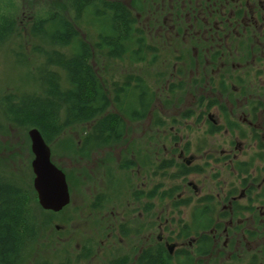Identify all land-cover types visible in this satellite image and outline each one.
Listing matches in <instances>:
<instances>
[{"label": "flooded vegetation", "instance_id": "af4514ba", "mask_svg": "<svg viewBox=\"0 0 264 264\" xmlns=\"http://www.w3.org/2000/svg\"><path fill=\"white\" fill-rule=\"evenodd\" d=\"M109 1L126 6L125 12L130 17L127 37L133 39L127 45L121 43L118 51L113 52L122 55L179 52L174 60L160 62L171 66L166 80V84H170L162 86V93L167 96L183 91L188 93L194 106L188 109L193 114L198 112L199 122L207 123V134L229 130L242 140L250 138L256 142L257 148L252 150L249 158L241 160L229 157L230 152H221V157L230 165L232 179L221 186L216 195L183 199L181 192L175 193V188V195L169 197L167 193L172 191L166 188L167 193L165 190L161 193L164 197L158 198L157 204L154 173L161 171V166L169 162L179 170L184 166L194 169L195 173L201 172V168L189 165L193 156L186 154L187 148L178 149L176 135L171 138L173 142L169 147L164 145L165 141L160 149L158 141L152 142L143 126L141 139L135 140L133 125L143 124L141 121L151 111L143 114L141 120L128 121L133 127L126 144L110 143L90 149L86 148L88 143L84 146L82 139L77 140L76 152L68 148V161L72 165L69 166L86 169L89 175L83 172L76 175L81 174V181L89 186L90 182L100 184L105 192L96 193L95 189H99L96 184L93 185L95 195L89 192L91 198H95L91 204L97 205V210L92 212L99 213L97 216L104 219L98 233L105 237L99 240L97 252L103 250L104 243L109 253L117 251V255L101 264L114 258L120 264H160L161 251L172 257V264H177V258L185 255L188 264H264V0ZM106 2L102 0V6L106 7ZM120 14L119 28L126 39L122 10ZM108 52L111 50L106 49L105 53ZM154 58L150 64L157 62L156 56ZM128 76L122 85L133 82V79H127ZM179 83L184 86L183 90ZM243 104L247 113L240 121L235 120V116L239 118V108ZM212 109L217 116L210 112ZM127 133L128 129L125 137ZM127 171L131 175L127 180L133 184H129L130 193L123 197V193L116 190V179L121 181L122 173L126 175ZM122 186L119 183V187ZM166 199L170 201L167 210L170 208L171 211L189 205L191 210L195 204L203 207L208 203L215 209L211 218L215 226L205 234L181 235L179 231L183 225L188 226L184 231H190L191 216L188 221H173L163 206L162 201ZM123 200L127 207L120 203ZM157 206L166 214L163 221L156 212ZM199 221L205 222V217ZM171 245L172 249L169 248ZM84 257L92 256L85 253Z\"/></svg>", "mask_w": 264, "mask_h": 264}, {"label": "rangeland", "instance_id": "374dc122", "mask_svg": "<svg viewBox=\"0 0 264 264\" xmlns=\"http://www.w3.org/2000/svg\"><path fill=\"white\" fill-rule=\"evenodd\" d=\"M68 8L70 9L69 0H0V25L12 24L9 31L10 35L5 42L0 43V93L14 89L31 91L33 87H37V77L44 74L42 68L44 67L45 58L41 54L31 53V50L33 45L44 48L45 44L37 38H30L28 31L33 20L47 17L52 12L67 14ZM19 42L22 44L21 47L18 45ZM22 51L23 53H21ZM178 54L179 52L173 53L172 51L169 53L151 51L145 54V60L147 61L144 62L109 60V63L104 59L90 60V62L98 65V71L105 73L104 76L109 78L108 82L111 85L114 84V81L122 84L121 82L128 74L140 76L148 82L156 92V96L152 102V113L144 121H141L143 124L133 125L136 128V132L133 134L137 137L135 140L141 139L140 133L143 126L147 130L150 140L152 142L158 141L157 147L160 149H163L162 143L165 141L164 145L169 147V144L173 142L171 138L176 135L178 149L184 150V148H187L188 152L186 151V154L193 156L189 165L201 168V172L189 173L186 177L179 176L180 170L175 165H170L165 175H162L160 170L155 171L154 190H156V194L160 195L164 190L166 191V188H175V193L177 191L178 193L181 192L183 199L188 196L194 199L199 195H216L221 186L227 185L232 179L230 165L224 157H221V152L224 154L230 152L229 157L233 156L241 160L249 158L252 150L256 149L257 145L250 138L242 140L243 138H239L238 135L231 134L229 130L226 131L225 129L215 135L207 134V123L197 120V111L191 116L183 117L186 109L194 108L192 96L184 91L170 96H167V93H162V86L165 87L170 84H166V80L171 72V66L169 63L160 64V62L163 59L174 60V56ZM154 56H156L158 63L150 64L149 59L154 58ZM157 57H160L159 60ZM101 62H107V65L105 67L99 66ZM184 79L186 80V77ZM173 82L177 83V81ZM135 83L134 80L131 82V84ZM239 110V118L235 116V120L238 121L245 116L247 108L243 104ZM210 112L217 116L214 109ZM157 120L160 123L154 124V121ZM217 122L222 123L220 120ZM133 126H129L128 136L125 137L126 140H123L122 143L126 144L127 139L131 138L130 129ZM8 131L0 132V171L5 169L7 174L8 171L13 172L16 175L15 177L18 178V182L25 188L26 195L29 197L25 207L29 214V221L36 229L33 235L35 240L31 242L32 247L28 248L31 252L27 253V258L23 260V264H36L35 262L38 261H44L45 264H60L61 262L71 261L101 264L104 260L117 255V251H114V253L108 252L106 243L102 246L103 250L97 252L99 240L105 237L104 234L100 235L98 233V230L102 229L101 224L104 219H101L100 215L97 216L99 213L92 212L97 210V205L91 204L95 201V198H91V194L94 196L95 191L96 193H105L104 188H101V185L97 183L92 184L90 182V186L83 183L81 174L77 176L76 173L88 174V171L78 167V165L70 167L72 165L68 161L70 156L68 148L71 147V150L76 152V142L80 139V133H76L77 130H66L60 137L55 138V141L49 143L51 161L65 172L70 194L68 205L55 213L44 210L37 201V195L32 185L34 174L30 163L34 155L30 149L31 141L27 128L10 127ZM126 173V175L122 173L123 178L121 181L119 178L116 179V190L123 193V197L130 193L129 184H133L127 180L131 176L130 171ZM119 183L123 185L121 188ZM94 184L99 185V189L96 188L93 192ZM162 202L166 212L170 201L166 199ZM120 203L127 207L124 200ZM190 208L191 205L181 208L179 211H171L170 208L167 211L173 221L178 219L188 221ZM163 211L162 207L157 206L156 212L159 213L161 221L166 218ZM171 227L175 229L174 225H171ZM106 242L111 245L110 241ZM93 252L96 255H92ZM85 253H89L92 257H84Z\"/></svg>", "mask_w": 264, "mask_h": 264}, {"label": "trees", "instance_id": "16d2710c", "mask_svg": "<svg viewBox=\"0 0 264 264\" xmlns=\"http://www.w3.org/2000/svg\"><path fill=\"white\" fill-rule=\"evenodd\" d=\"M101 3L102 0H69L67 14L52 12L47 17L33 20L29 37L37 38L45 47L33 45L31 53L45 58L44 74L37 77V87L31 91L14 89L0 93V132H9L10 127L29 129L33 126L41 131L49 144L66 130H77L84 146L88 143L86 148L96 149L110 143H122L126 140L124 134L129 128L128 121L141 120L143 114L151 111L156 92L148 82L140 76L129 75L127 79L135 80L134 85L114 82L113 86L105 73L98 71V65L90 62L97 59L107 62L147 61L145 53L122 55L112 51H118L121 43L133 42L127 37L130 34L127 28L130 17L125 12L126 6L120 3L107 0L106 7ZM120 10L123 12L126 39H123L119 28L122 20ZM11 28L10 23L0 25V43L6 41ZM18 45L21 47L22 44L19 42ZM106 49L111 52L105 53ZM154 59H149V63ZM107 62H101L99 66L105 67ZM179 88L183 90L184 86L179 83ZM191 115L193 113L187 109L183 117ZM159 123L154 121V124ZM169 166L166 162L160 167L161 171ZM180 171V176H187L194 169L182 166ZM15 176L11 171L8 174L5 169L0 171V264H23L27 253L31 252L28 248L35 240L36 229L29 221L25 207L29 197ZM169 190L172 192L164 193L171 197L174 188ZM158 197L163 198V194H157ZM214 212L208 203L203 207L195 204L191 209L193 223L190 231H184L188 226L183 225L179 233H207L215 226L211 220ZM201 217H205V222L199 221ZM161 255L160 264H172L170 255L162 251ZM186 257L177 258V264H188ZM35 263L45 264L44 261ZM106 264H120V261L114 258Z\"/></svg>", "mask_w": 264, "mask_h": 264}, {"label": "water", "instance_id": "95a60500", "mask_svg": "<svg viewBox=\"0 0 264 264\" xmlns=\"http://www.w3.org/2000/svg\"><path fill=\"white\" fill-rule=\"evenodd\" d=\"M28 136L31 141V169L34 174L33 188L37 195L38 204L44 210L58 212L70 201L69 186L66 174L51 161L50 146L38 128L31 127ZM173 245L169 248L172 249Z\"/></svg>", "mask_w": 264, "mask_h": 264}]
</instances>
